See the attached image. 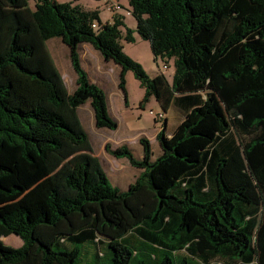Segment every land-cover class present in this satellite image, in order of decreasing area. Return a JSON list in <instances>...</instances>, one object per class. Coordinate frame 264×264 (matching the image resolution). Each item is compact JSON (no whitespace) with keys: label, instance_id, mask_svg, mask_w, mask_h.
<instances>
[{"label":"trees","instance_id":"obj_1","mask_svg":"<svg viewBox=\"0 0 264 264\" xmlns=\"http://www.w3.org/2000/svg\"><path fill=\"white\" fill-rule=\"evenodd\" d=\"M33 2L0 0V264H79L78 248L55 247L66 241L106 244L112 264H130L133 234L159 252L147 264H180L167 250L184 262L264 264V0H128L140 37L173 63L171 82L124 52L121 40L135 39L123 16L103 23L73 1ZM54 37L70 48L72 93L46 45ZM81 43L122 67L124 92L132 70L142 102L185 113L171 135L163 122L155 160L145 137L142 159L106 145L142 169L124 191L79 117L90 101L98 128L118 126ZM11 234L21 246L3 242Z\"/></svg>","mask_w":264,"mask_h":264},{"label":"rangeland","instance_id":"obj_2","mask_svg":"<svg viewBox=\"0 0 264 264\" xmlns=\"http://www.w3.org/2000/svg\"><path fill=\"white\" fill-rule=\"evenodd\" d=\"M58 1H73L75 4H79L85 9H98L103 23L111 22L115 14L114 10L111 8V2L113 0ZM114 1L123 6L118 12L126 19V25L132 30L135 39L133 42L126 41L125 39L121 40L124 52L141 63L151 77L162 72L171 82L175 70L173 63L171 61L166 62L161 57L156 58L153 54L150 42L140 37L136 31L137 20L131 12H128L130 11L128 0ZM30 2L31 5L34 6L33 0H30ZM123 31L125 32V28H123ZM46 45L54 57L57 68L63 76L68 92L72 93L77 87V73L71 63L69 46L66 45L61 38L55 37L49 39ZM78 46V52H80L83 62L86 63V59L88 57L92 58L95 53V48L90 43H81ZM93 57L95 58V56ZM165 65H167V68H165ZM109 70L112 69L110 68ZM120 74L121 73L114 74V82L110 80V78H113V76L110 75L109 83L105 87L110 113L118 123L116 129L105 127L98 128L95 125L94 114L88 112L90 103L85 104V106L81 108L80 113L83 114L81 117L82 123L89 135L94 154L99 158L111 184L121 191H124L128 189L127 182L133 179L139 172V169L133 167L127 158H117L110 154L106 149V145L109 144L112 148L126 145L132 151L133 155L137 159H140L144 155L140 138H152L155 157L160 150L159 143L156 142L155 136L153 137L156 128L161 129L163 122L167 119L166 131L173 132L184 118V111L174 104H172L167 111H164L155 97L150 98L146 102H142L145 90L141 87L139 80L135 77L132 70L125 72L126 92H124L119 87ZM159 113H162V118L158 116ZM117 159L119 160L118 162H116ZM126 240L129 242L130 247L138 252V255L132 258L130 264H139L140 262L147 264L155 262L154 257L158 255L159 252L150 242L139 238L135 234L128 235ZM3 242L12 247H19L23 243L22 239L15 234L5 236ZM55 247L61 249L78 248L79 256L77 261L79 264H112V249L106 244L94 242L71 243L66 241L55 245ZM167 253L176 263L204 264L196 257L191 256L188 262H184L179 260V253L171 250H167ZM181 254L185 255V252L182 251ZM211 264L228 263L224 259H214Z\"/></svg>","mask_w":264,"mask_h":264},{"label":"crops","instance_id":"obj_3","mask_svg":"<svg viewBox=\"0 0 264 264\" xmlns=\"http://www.w3.org/2000/svg\"><path fill=\"white\" fill-rule=\"evenodd\" d=\"M115 14H119V12H115ZM121 15V14H120ZM121 16H123V15H121ZM123 18H124V16H123ZM124 21H125V23H126V19L124 18ZM83 44H87V43H83ZM78 51H79V46H78ZM79 55H80V52H79ZM91 56H92V54H91ZM93 56H95V58L93 57ZM93 56H92V58L91 57H88L86 60H87V62L85 63V62H83V59H82V57H81V55H80V60H81V64H82V66H83V68L86 70V72L88 73V76H89V79L92 81V82H94V83H96L97 85H99L101 88H103V90L105 91V93H106V90H105V87L108 85V83H109V76L110 75H112L113 76V78L111 79L110 78V80L111 81H115V76H114V74H118V73H121V71H122V67L119 65V64H117V63H115L114 61H112V60H106L102 55H101V53L98 51V50H96L95 49V53L93 54ZM94 58V59H93ZM112 69V70H109V69ZM112 72H114V73H112ZM116 81H117V79H116ZM122 91V90H121ZM123 92V91H122ZM106 97H107V94H106ZM107 102H108V98H107ZM87 103H90V101H88V102H86L85 104H87ZM85 104L84 105H82V106H80L79 108H78V113H79V117H80V119H81V117H82V115L83 114H81L80 113V110H81V108H83V106H85ZM108 107H109V104H108ZM89 113H93L94 114V112H93V108H92V106H91V104H90V109H89V111H88ZM109 112H110V110H109ZM110 115H111V113H110ZM184 115H185V113L183 114V117H184ZM112 116V115H111ZM113 117V116H112ZM114 118V117H113ZM167 120V119H166ZM183 120V119H182ZM81 121H82V119H81ZM83 122V121H82ZM167 126V125H166ZM162 128V127H161ZM161 129H159V128H156V130H155V132H154V134H153V137L155 136V138H156V140H157V134H158V132L160 131ZM167 134L168 135H171L172 134V132H167ZM149 141H150V144H151V147H152V150H153V143H152V138H149L148 139ZM156 142H158V140L156 141ZM159 143V142H158ZM159 146H160V144H159ZM161 153H162V149H161V147H160V150H159V152H158V154H157V156H155L154 157V153L152 154V160H155L159 155H161ZM144 156V155H143ZM122 158H124V157H122ZM143 158V157H142ZM142 158H140V159H142ZM119 160L117 159L116 160V162H118ZM124 164V163H123ZM134 167V166H133ZM135 168H137V167H135ZM139 169V172L133 177V179L132 180H130L129 182H127L128 183V188H129V186H130V184H132L135 180H136V178L140 175V173L142 172V169H140V168H138ZM3 238H5V236H2L1 237V239L3 240Z\"/></svg>","mask_w":264,"mask_h":264},{"label":"built area","instance_id":"obj_4","mask_svg":"<svg viewBox=\"0 0 264 264\" xmlns=\"http://www.w3.org/2000/svg\"><path fill=\"white\" fill-rule=\"evenodd\" d=\"M111 8H112L114 11H119L120 9H122V5H121L120 3H118V2H116V1L113 0V1L111 2ZM128 12H130V11H128ZM93 27H94V28H97V27H98V24H97V23H94V24H93ZM165 68H167V65H165ZM158 116H159L160 118L163 117L162 113H159Z\"/></svg>","mask_w":264,"mask_h":264},{"label":"clouds","instance_id":"obj_5","mask_svg":"<svg viewBox=\"0 0 264 264\" xmlns=\"http://www.w3.org/2000/svg\"><path fill=\"white\" fill-rule=\"evenodd\" d=\"M122 7H123V6H122ZM115 12H118V11H114V13H115ZM119 15H120V14H119Z\"/></svg>","mask_w":264,"mask_h":264}]
</instances>
